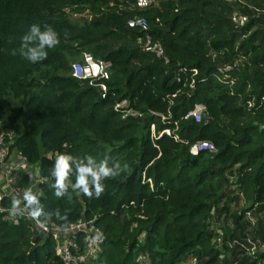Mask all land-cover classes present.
<instances>
[{
	"label": "trees",
	"instance_id": "1",
	"mask_svg": "<svg viewBox=\"0 0 264 264\" xmlns=\"http://www.w3.org/2000/svg\"><path fill=\"white\" fill-rule=\"evenodd\" d=\"M129 1L0 0V130H17L12 147L47 179L39 195L45 211L66 217L40 221L95 218L105 233L98 264H143L140 253L149 264H256L261 255H247L241 243L264 242V0L237 4L249 16L243 26L230 21L236 4L225 0H156L131 10ZM135 14L147 19L167 62L136 44L141 32L126 24ZM33 23L51 25L59 37L37 63L18 51ZM83 52L110 62L105 95L72 76ZM237 58L230 85L217 68ZM122 99L127 105L115 109ZM196 103L206 107L200 122L184 117ZM128 108L142 114L123 117ZM165 128L171 133L159 135ZM204 139L215 152L191 155L189 145ZM57 152L97 161L107 155L128 167L103 181L99 198L71 188L57 198L50 174ZM226 174L251 204L232 214L223 237L230 257L221 260L210 225L229 215ZM251 211L254 224L244 219ZM54 247L50 234L41 237L25 219L14 225L0 217V264H64Z\"/></svg>",
	"mask_w": 264,
	"mask_h": 264
},
{
	"label": "built area",
	"instance_id": "2",
	"mask_svg": "<svg viewBox=\"0 0 264 264\" xmlns=\"http://www.w3.org/2000/svg\"><path fill=\"white\" fill-rule=\"evenodd\" d=\"M156 0H130L126 8L128 9H145L152 6ZM228 3L237 4L243 0H225ZM230 21L236 26H243L249 20V16L242 12L238 6L229 14ZM129 28L137 29L141 32L136 38V44L146 52H151L157 57H162L166 62L167 56L164 54V48L157 40H153L147 30L149 24L147 19L142 15H133L126 20ZM240 64V59H234L232 62L218 66V77L222 81L233 84L234 79L231 77V72ZM110 62L101 58H95L89 52H83L81 58L73 61L72 76L88 81V84L96 86L102 95H105L108 86L106 80L110 78L109 71ZM196 72V71H194ZM219 77V78H220ZM261 103L264 104V96L261 97ZM126 100L115 104V109L119 110L126 106ZM254 105L253 100L248 101V106ZM206 107L203 103H196L192 109L188 110L184 115L185 118H193L196 122H200L205 114ZM153 115L159 116L161 120H165L166 116L155 111L150 112ZM141 115V112L135 111L132 108L124 110L123 117L126 115ZM152 137L156 136L155 125L150 126ZM170 134V129L165 128L160 133ZM17 130L15 128L8 130H0V217L18 225L21 219H25L29 225L35 229L41 237L52 236L55 241V252L60 256L64 264H98V259L102 253V243L105 240V233L96 225L95 218L85 219L80 217L73 222L64 225L45 224L40 220H34L29 216H13L11 214V198L16 195L22 198L23 191L27 188H32L38 195L42 194L41 183L47 179L43 176L36 175L32 172L37 165L29 164L24 156H22L14 147H12ZM177 136H175L176 138ZM214 144L209 140H196L189 145V153L198 155L201 152H215ZM23 176H26V181H23ZM149 182L150 179H149ZM249 245L241 243L245 253L249 256L257 258L261 255L260 260L256 264L264 262V242L259 239H247ZM261 247L262 249H257ZM254 258V259H255ZM136 260L139 263L149 264L150 260L147 254H138ZM232 264H249L247 262H238Z\"/></svg>",
	"mask_w": 264,
	"mask_h": 264
},
{
	"label": "clouds",
	"instance_id": "3",
	"mask_svg": "<svg viewBox=\"0 0 264 264\" xmlns=\"http://www.w3.org/2000/svg\"><path fill=\"white\" fill-rule=\"evenodd\" d=\"M58 43V33L51 25L45 24L42 28L39 24L33 23L27 32L20 36L18 51L24 59L37 63L47 59V50L56 47ZM109 161L110 157L107 155L97 161L92 156L76 157L70 153L57 152L50 173L54 178L51 187L55 196L63 197L71 188L73 192L82 193L89 198H99L105 190L103 181L120 175L128 167L127 164L121 166L119 162ZM39 172L40 169L36 168L35 174L39 175ZM73 174L74 183L70 179ZM11 214L13 216L26 214L38 221L41 217L47 221L53 215L57 219L66 218L60 214L59 209L46 212L39 195L32 188L25 189L22 198L16 195L11 198Z\"/></svg>",
	"mask_w": 264,
	"mask_h": 264
},
{
	"label": "rangeland",
	"instance_id": "4",
	"mask_svg": "<svg viewBox=\"0 0 264 264\" xmlns=\"http://www.w3.org/2000/svg\"><path fill=\"white\" fill-rule=\"evenodd\" d=\"M244 1V0H243ZM237 4H241V2H238ZM236 4V6H237ZM74 21H82L80 14H74L73 16ZM36 167L32 169V172H35ZM235 169V167H233ZM227 181L223 183V191L227 192L229 196H232L234 199L229 202V215L225 217L224 214H221L219 219H214L212 220V223L210 227L213 229V232H215V236L212 238L211 242L212 245L217 248L220 253L219 258L222 260L224 257L228 256L230 257V253H226L224 251L225 248V242L223 241L224 237V229L225 228H232L233 226V219H232V214L236 212H240L241 209L247 207L249 204H251V200L243 193L240 191L239 187H237V184H235L236 177L231 176L230 174H226ZM258 216L253 215V212H247L244 216V219L249 218L252 223L254 224L255 220L257 221ZM228 245V244H227ZM257 249H262L261 247H257ZM193 260L191 262H188L189 264H193ZM179 264H184L179 263Z\"/></svg>",
	"mask_w": 264,
	"mask_h": 264
}]
</instances>
